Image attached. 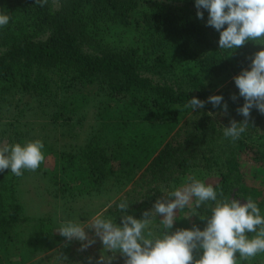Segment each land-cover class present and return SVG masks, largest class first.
<instances>
[{
	"label": "trees",
	"instance_id": "16d2710c",
	"mask_svg": "<svg viewBox=\"0 0 264 264\" xmlns=\"http://www.w3.org/2000/svg\"><path fill=\"white\" fill-rule=\"evenodd\" d=\"M57 1L48 0L40 7L35 0H0V12L10 16L9 23L0 27V100L16 93L37 95L44 109V97L55 100L54 86H67L54 80L53 70L49 73L54 64L71 72L72 80H99L111 95L141 94L152 114L143 120L112 122L109 152L101 154L95 145L85 147L83 156L99 172L98 179L106 176L105 165L109 171L115 168L112 160L119 157L133 165L151 159L140 176L142 185L166 184L201 168L219 175L213 185L218 198L220 192L229 199L251 197L264 215V187L249 184L242 171L244 157L264 165V114L251 109L246 131L233 142L224 137V128L233 119L244 120L236 111L244 99L239 90L215 89L206 82L241 71L264 46L247 41L234 51L219 49V32L207 26V10L200 9L203 19L197 17L195 0H186L184 7L158 1L148 6L145 0ZM133 31L139 38L130 35ZM211 95L223 97L220 107L207 102ZM193 97L206 101L207 107L185 118L191 108L184 105ZM223 103L228 105L226 114ZM60 117L58 113L52 121ZM62 122H69V116ZM13 179L10 173L1 179L0 231L11 237L19 226L24 225V231L31 227L23 240L31 249L46 224L42 219L28 220ZM198 211L210 215L206 205ZM194 225L203 230L206 220L198 217ZM178 228L183 229L174 222L172 231ZM238 255V264H264V253L244 262ZM0 264H6L1 254Z\"/></svg>",
	"mask_w": 264,
	"mask_h": 264
},
{
	"label": "rangeland",
	"instance_id": "374dc122",
	"mask_svg": "<svg viewBox=\"0 0 264 264\" xmlns=\"http://www.w3.org/2000/svg\"><path fill=\"white\" fill-rule=\"evenodd\" d=\"M145 1L148 6L155 1L171 7L186 5V0ZM136 33L133 31L130 35L134 37ZM125 40L130 43L131 38L126 35ZM248 67L250 64L245 68ZM52 70L54 80L65 82L67 86L63 89L54 86L55 100L44 97L47 102L44 109V101L37 95L16 93L15 96L0 100V145L23 144L39 139L44 143L42 151L45 155V160L35 172L23 170V176H14L18 198L24 204V214L30 218L28 220L42 219L46 224L44 231H41L36 246L31 249H26L28 247L23 243L24 233L31 227L24 231L25 227L21 225L11 237L9 232L0 231V254L6 264H88V257H92L94 262L103 252L99 239L86 250L79 251L80 241L66 243L65 238L59 235L62 223L73 220L85 222L87 226L91 217L102 214L120 224L121 212L117 205L124 200L129 203L127 214L140 219L143 211L151 210L158 198L184 186L189 177L194 176L212 186L219 181V175L215 172L199 168L180 175L177 181L173 179L166 184L152 181V185H142L140 176L151 159L145 164L133 165L127 164L123 157H119L122 161L112 160L115 168L111 171L109 165H105L106 176L98 179L99 172L89 167L83 156L85 147L95 145L101 154L109 152L113 141L112 122L143 120L153 111L141 94L135 98L130 94L111 95L99 80L91 83L72 80L71 72L60 70L58 64L50 67L49 73ZM241 71L210 77L206 82L213 84L215 89L239 90L233 77ZM205 107L206 104L202 109ZM202 109L187 111L185 118ZM58 113L61 114L60 121L53 122V117ZM64 116H69V122H62ZM87 155H90L89 151ZM242 161L245 180L251 185L264 187V165L251 157H244ZM6 173L12 174L10 169L0 172V184ZM190 214L191 205L179 210L174 222L183 229H191L194 222L198 221V216L185 218ZM159 219L161 217L154 221V231L157 230ZM88 231L91 235V230ZM59 252L67 256L68 260L58 262L56 257ZM123 261L124 258L117 253L113 264H123Z\"/></svg>",
	"mask_w": 264,
	"mask_h": 264
},
{
	"label": "clouds",
	"instance_id": "9594fccd",
	"mask_svg": "<svg viewBox=\"0 0 264 264\" xmlns=\"http://www.w3.org/2000/svg\"><path fill=\"white\" fill-rule=\"evenodd\" d=\"M47 3L48 0H35L40 7ZM195 7L199 19L204 18L200 9L207 10V26L219 32V49L234 51L247 41L264 46V0H195ZM9 21L10 16L0 12V27ZM249 59L250 69L245 68L233 77L239 96L244 99L243 106L236 110L244 120L233 119L230 126L224 128V137L233 142L246 131L251 109L256 108L264 114V47ZM231 99L235 101L237 96L233 94ZM222 101L221 95H211L207 100L214 108L220 107ZM205 103L193 97L184 107L194 111L202 109ZM222 107L226 114L227 103ZM43 148L44 143L39 139L0 145V172L10 169L15 177L23 176V170L35 172L45 160ZM219 197L211 184L193 176L184 186L158 198L151 210L143 211L140 219L127 214L129 203L124 200L117 205L121 212L120 224L97 214L90 218L87 226L85 222L67 220L58 233L66 243L80 241L79 251L86 250L99 239L103 252L94 262L88 257V264H113L117 253L124 258L123 264H238L237 253L239 262L264 253V215L257 203L251 197L246 201L229 199L223 192ZM190 205L191 214L185 218L195 215L206 220L204 229L193 225L191 229L172 231L177 212ZM205 205L210 215L199 213ZM157 217L161 219L154 231ZM56 259L58 262L68 260L62 252Z\"/></svg>",
	"mask_w": 264,
	"mask_h": 264
}]
</instances>
